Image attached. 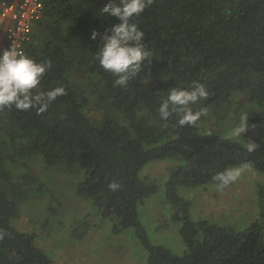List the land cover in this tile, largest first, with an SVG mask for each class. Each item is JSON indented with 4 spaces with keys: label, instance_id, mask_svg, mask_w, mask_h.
I'll return each instance as SVG.
<instances>
[{
    "label": "trees",
    "instance_id": "16d2710c",
    "mask_svg": "<svg viewBox=\"0 0 264 264\" xmlns=\"http://www.w3.org/2000/svg\"><path fill=\"white\" fill-rule=\"evenodd\" d=\"M4 1L15 0H0V7ZM101 6L102 0H44L26 55L50 66L33 92L63 86L65 94L40 114L34 108H0V264H54L34 234L13 224L35 179L15 180L9 167L36 153L47 165L85 171L76 192L116 220L114 233L135 229L147 250L146 264H264V186L258 188L262 219L242 229L191 219L189 202L177 189L218 185L216 174L232 166L264 171V139L251 138L249 146L199 131L205 108L219 112L235 92L245 95L239 107L252 102L250 120L264 124V0H152L136 21L150 58L127 86L115 85L100 66L101 41L90 38L94 29L103 32L117 22L96 15ZM193 81L203 82L211 94L192 106L203 111L201 119L184 127L175 114L162 121L158 109L170 89ZM91 100L89 115L100 113L94 118L84 114ZM172 157L184 161L167 184L175 217L184 219L183 254L152 244L138 213V205L157 191L140 169ZM113 181L117 191L109 190ZM200 231L203 237H197Z\"/></svg>",
    "mask_w": 264,
    "mask_h": 264
},
{
    "label": "rangeland",
    "instance_id": "374dc122",
    "mask_svg": "<svg viewBox=\"0 0 264 264\" xmlns=\"http://www.w3.org/2000/svg\"><path fill=\"white\" fill-rule=\"evenodd\" d=\"M3 50L0 31V54ZM235 92L231 103L219 112L205 108L206 117L199 123V131L215 133L252 146L251 138L264 139V124L250 120L252 102L239 107L245 98ZM95 100L84 108L89 115ZM246 118L242 137H231V130ZM162 142V141H161ZM184 165L180 157L153 159L139 171L157 185V191L138 205L140 220L152 244L163 245L177 254L187 250L180 227L182 217H175L176 208L167 198V184L172 174ZM10 170L15 180L27 176L35 179L28 189L27 198L21 202L20 216L13 220L15 227L35 235L38 246L44 249L54 264H146L147 250L130 227L121 233L112 231L115 219L102 216L92 199L80 196L76 186L85 177L84 170H69L65 164L47 165L41 153H36L24 163L11 161ZM241 169L239 178L231 185L218 189L208 183L200 186H178V194L189 202V216L197 221L242 229L253 221L262 219L258 188L264 186V171L251 165L232 166ZM200 231L197 237H203Z\"/></svg>",
    "mask_w": 264,
    "mask_h": 264
},
{
    "label": "clouds",
    "instance_id": "9594fccd",
    "mask_svg": "<svg viewBox=\"0 0 264 264\" xmlns=\"http://www.w3.org/2000/svg\"><path fill=\"white\" fill-rule=\"evenodd\" d=\"M151 3L152 0H102L96 13L104 19L115 18L117 21L103 32L94 29L90 37L92 40L99 37L101 46L97 59L100 66L115 77V85L127 86L141 71L143 62L150 58L144 43L145 33L136 21ZM49 66L47 62H37L21 54L13 45L4 50L0 54V108L14 107L20 111L34 108L37 114L45 112L65 94L63 86L34 94L33 90L41 85ZM210 95L208 87L200 81H193L188 88H171L159 105V117L167 121L175 114L179 126H193L201 119L203 111L194 110L192 106L205 103ZM245 121L243 118L231 130V137H242ZM240 173L241 169L231 168L216 174L214 179L218 181V189L235 182ZM108 187L110 191H117L120 185L113 181Z\"/></svg>",
    "mask_w": 264,
    "mask_h": 264
},
{
    "label": "built area",
    "instance_id": "2783aa9c",
    "mask_svg": "<svg viewBox=\"0 0 264 264\" xmlns=\"http://www.w3.org/2000/svg\"><path fill=\"white\" fill-rule=\"evenodd\" d=\"M44 0L4 1L0 7V27L3 28V50L13 45L26 55V45L33 40L36 23L41 19Z\"/></svg>",
    "mask_w": 264,
    "mask_h": 264
}]
</instances>
